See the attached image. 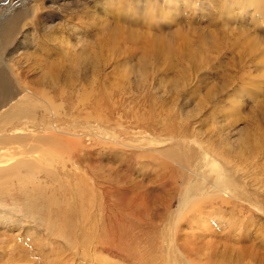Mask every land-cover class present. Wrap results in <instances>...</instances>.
Instances as JSON below:
<instances>
[{"label": "rangeland", "instance_id": "374dc122", "mask_svg": "<svg viewBox=\"0 0 264 264\" xmlns=\"http://www.w3.org/2000/svg\"><path fill=\"white\" fill-rule=\"evenodd\" d=\"M18 14L22 33L5 59L15 75L41 82L57 113L37 109L28 128L41 136L60 128L79 145L70 148L68 136L51 150L62 155L50 157L51 171L0 183V214L14 221L0 237V264H224L242 235L262 242L264 215L245 203L242 215L236 203L204 196L205 205L187 207L192 175L172 157L185 162L181 152L192 157L201 142L221 168L225 158L238 165L236 177L264 207V0H0V28ZM172 135L188 148L166 141ZM69 193L85 194L93 210L77 202L70 218ZM174 224L169 251L165 228Z\"/></svg>", "mask_w": 264, "mask_h": 264}, {"label": "bare ground", "instance_id": "6f19581e", "mask_svg": "<svg viewBox=\"0 0 264 264\" xmlns=\"http://www.w3.org/2000/svg\"><path fill=\"white\" fill-rule=\"evenodd\" d=\"M235 1H238V0H235ZM244 7H246V5H244ZM244 7L242 6V8H244ZM17 17H19V18L17 19ZM17 17L16 18H13V19H10L7 22L3 23L2 26H1L2 28H0V183L1 182L7 183L11 179L15 180L18 177H20L22 174H24L25 172H28L30 169H35L37 172L39 170V171H42L43 173L44 172H47L49 170L51 171L53 169V166L54 165L52 164L53 160H50V157H54V155H55L56 158L57 157H60V156L62 157V155L59 154V153H57V154L54 153V155H53V153L51 152V150H52V148H57L58 145L61 143V140L62 139L65 140L64 138H68V136H69L70 139H67V142L69 143L68 145H69L70 148H74V147L77 148L78 145H79V142L75 140L76 139L75 138V134L66 132L64 130L61 131L60 128H59V130L58 129H55L53 127L55 125L51 126V127H53L52 128V131L54 133L52 132L51 134H49L51 131L48 129L49 131L47 130L45 132L46 133L45 136H41L40 134H38L39 132L37 130H31V129L28 128L29 127V124H30V121H33L32 118H34L37 115L36 114V110L37 109L40 110V111H45L48 114L47 116H51V117H53V115L54 114H57V113H56V111H53V107H51L52 105H51V103H49V100H46L45 99V97H47L46 94H48L49 92L46 91V88L42 87L41 82L40 83H37V81H31V80L28 81V78L26 80V78L24 77V75L23 76H20V77L17 76V75H15L14 68L11 67L10 64L5 59L6 53H8L13 48L12 46L15 45L18 37L22 33L21 32V28H22L21 27V24H22L21 21H22V19L24 17L21 18V15L19 16V14H18ZM48 66H49V69H51L52 65L49 64ZM37 84H39V85H37ZM45 112H44V114H45ZM51 117H48V118H51ZM33 123H35V122L33 121ZM60 131L63 132V138H61L59 136V134H58V133H60ZM47 132H48V134H47ZM55 133L58 134V136ZM186 138L181 137V140H183V141L184 140H187ZM169 140H173V142H175L177 144V146H175V148L178 149V150H180L181 148H182V150L183 149L185 150L186 148H188L186 146V144L182 142L186 147L183 146V144H181V141L179 139H176V136H174V135H172V138L167 139L166 141H169ZM161 141H163V140H159L157 142V144L162 145L163 142H161ZM23 144L26 145V147H28L29 149H33V150H35V148L38 147V145L40 147H38L39 149L36 150V151H20V149H21V147H22ZM193 144H196V145H193V146H195L197 149L196 150H193V151H191V149H190L189 152H192L191 153L192 154V157H191V155L190 156H186V152L183 154L180 151L181 152L180 156H181V158H183V157L185 158V160L183 158V160L185 162H182L180 160V157L179 156L177 157V159H176V156H173L172 157L173 158L172 161H175V162L179 159L178 162H176V163L178 164V167H180L182 171L184 170V173H187L188 172L190 175H192V177H191L192 179L189 176V178H190L189 180H192V182L189 184L190 187H188V190H187V192L191 196H188L186 198V201H185L186 206L189 207L192 204H201V203L204 204V203H206V201H202L201 200L202 199L201 197L204 196V197L207 198V202H210L211 204H213L215 200H219L220 202L224 203L225 205H232V202L233 203H236V207L238 208L239 213L241 215H242V213L244 211V209L242 208V207H244V203L247 204V205H249V208L251 207L254 211H257V212H259V213H261V214L264 215V207L261 206V205H257L258 202H260L259 201V198L257 197L258 196L257 193H249V191L247 190L248 187L245 188L246 185H243L241 183V181H239L238 178L236 177V173L239 170L238 165H236L235 168L229 169V167L231 166V165L229 166V164L231 163V160H229L228 158H225L224 157L225 159H223V162L225 164V168H221V166L219 165V163L215 159H213L212 157H210L209 152L212 151V150H208L207 149L208 147L205 148L203 146L204 144H202L201 142L199 143L197 141H194ZM160 147H163V146H160ZM74 150H75V148H74ZM176 153H178V152H176ZM168 155H169V153H167L165 156H168ZM252 156H255V155L252 154ZM240 159H241V157H240ZM248 159L251 160L250 158H248ZM60 160H61V162H62V160L64 162L65 159L64 158L63 159H59V162H60ZM63 166H64V169H65V165H63ZM209 173H212V175H210ZM257 174H258V171H257L256 175ZM185 176L187 177L186 174H185ZM259 178H260V176H259ZM126 180L127 179H125V181ZM183 180H184V178H183ZM35 188H37V187H35ZM4 191L5 190H3V191L0 190V201H2L0 203V206H5L4 205V200L2 199L3 197L1 198V196L3 195L2 192H4ZM251 192H252V190H251ZM30 193H31V191L29 193H27V194L31 195ZM107 193L109 194V192H106L105 196L108 195ZM27 194H25V195H27ZM34 194H36V193H34ZM37 194H39V193H37ZM29 195H28V197H29ZM82 195L85 196V194H80V193H69L66 196L65 200H63L64 207L65 208H68L69 211H70L69 212L70 213V218H72L71 216H74V217H76V219H78V216H79L76 211H75V213L72 212V210L74 209L73 205L75 203H77V202H80V204H81L82 199L80 201V198H84V199H86V198L88 199L89 198V197H86V196H85L86 197L85 198ZM92 195H89V196L92 198L94 196V195L93 196ZM103 195L104 194L102 192V198L104 197ZM37 197H39V196L36 195V198ZM94 198H93L92 201L95 200ZM33 199H35V197H33ZM140 199L142 200V197ZM190 199H193V200H190ZM198 199L201 200L202 202L201 201H198ZM37 200L35 199V200L32 201V203L30 202L31 203V207H36V209L38 208V206L40 205V203H38ZM88 200H85V201H88ZM85 201L83 200V202H82L83 203L82 204L83 206L81 208H83L82 209L83 211H85V209L87 210V208H88V207H85L86 203L84 205V202ZM90 201L88 202V204L90 203ZM142 201H144V199ZM15 202L17 203V201L14 200V203ZM43 204L44 203H43V200H42L41 205H43ZM54 204H57V203L55 202ZM88 204H87V206H88ZM94 204L95 203L93 202V205ZM214 204L215 205H219L218 202L217 203H214ZM11 205L13 206V204H11ZM23 205H25V204H23ZM48 205L49 206L47 208H50V209H60L58 207H55L52 203H49ZM71 206H72V208H71ZM22 207L24 208V206H22ZM91 207L92 206H90L88 208V210H90ZM25 208H26V206H25ZM95 208H96V206H95ZM12 212L15 213V211H13V210H12ZM21 212L23 213V211H21ZM26 212H27V209H26ZM79 212H81V211H79ZM87 213L89 214L91 212L87 211ZM182 213L183 212H181L178 215V217L179 216L182 217V215H184V213L183 214ZM206 213H209V212H207V209H206ZM64 214H66V213H64ZM67 214L63 217L64 219L67 216ZM86 215L87 214H85V220H87V219L92 220L91 217L88 218ZM249 215H251V213H249ZM49 216H51V214ZM104 216H105V214H104ZM68 218H66L65 220L66 221H69L70 218L69 219ZM249 219H251V218H249ZM65 220H64V222L66 223ZM189 221H191V220L189 219ZM88 222L91 223L90 221H88ZM15 223H17V220H16ZM177 223L179 224V221L178 220H177ZM231 223H232V221H231ZM13 224H14V221L11 219V216H10V218H8L6 216V214H0V237H8V235L5 233V230L4 229L7 228L8 226H11V225L13 226ZM176 224L170 225V227L165 228V230L166 229L169 230V234H168L169 235V239H170V236H171L172 232H174V228L177 227ZM206 224H208L207 221H206ZM22 225L23 224H21L19 226H22ZM65 225H64V230H65ZM235 225L237 226L236 223H235ZM230 226H232V225H230ZM253 226L254 225L252 224V227ZM59 227H61V225ZM207 228L205 227V229H207ZM238 228H239V226H238ZM227 229H228V226H227ZM64 230H63V232H65ZM8 231H9V229H8ZM26 232L28 233L29 231H26ZM54 232H56V231H54ZM211 232H209V233H211ZM257 232L258 231L255 232V235H256ZM238 233H241V232H238ZM111 234H114V232L111 233ZM117 234L119 235V233H117ZM230 234H232V232ZM249 234L250 233L244 234L245 236L242 238V236H243L242 235L241 236L242 239L241 238L239 239L240 241L237 240L238 243L241 242V245H242L241 247H239L237 249L232 248V246L229 247V248H227L228 254H226V259L225 260L223 259L224 260L223 261L224 264H264V239H263L264 238L263 237L264 236V233L263 234L258 233L260 235H259V237L258 236L256 237V239H258L259 241H262L260 243H257L256 240L253 239L254 237L253 238L250 237L253 241L250 238H249L250 239L249 240L248 239V236H251ZM89 235H90V233H89ZM168 235L166 233V236H168ZM10 236L12 237L14 235L11 234ZM61 236H62V234H61ZM122 236L119 235L120 238ZM230 236H232V235H230ZM238 236H239V234H238ZM260 236H262L263 238L260 237ZM64 237L65 238H64L63 242H64L65 246L67 245L66 246L67 248L74 250V246H72V243H71V240H70L69 236L67 234H65ZM114 237H116L118 239V236L115 235V236H113V238ZM127 239H128V237H127ZM91 240H93V239H91ZM117 242L120 243L119 241H117ZM174 242L175 241H173V243ZM242 242H243V244H242ZM167 243H169V241ZM171 243H172V241L170 239V244H169L170 247L168 245L169 251H170V249L173 248ZM113 244L115 245L116 243H113ZM90 245H92V243ZM175 245H173V246H175ZM82 246H84V245L82 244ZM92 247H94V246H92ZM113 247L115 248V246H113ZM87 249H89V248H87ZM87 249H85L86 250V254H87V251H88ZM51 250L53 251V249H51ZM82 250H84V249H82ZM177 250H178V248H177ZM236 250H237V255H236ZM92 251H93V249H92ZM109 251H111V250L108 249L107 252H109ZM174 251H175V249H174ZM124 253H126V252H124ZM53 254H54V252H53ZM170 254H172V253H170ZM56 255H58V254H56ZM89 257H91V256L89 255ZM172 257L174 258V255ZM223 258H225V257L223 256ZM50 259H51V257H50ZM89 261H90V259H89ZM188 261H190V260H188ZM94 262H95V260H94ZM175 262H176V260H175ZM67 264H74V260H72L71 262H68ZM78 264H80V263H78ZM188 264H190V263L188 262Z\"/></svg>", "mask_w": 264, "mask_h": 264}]
</instances>
